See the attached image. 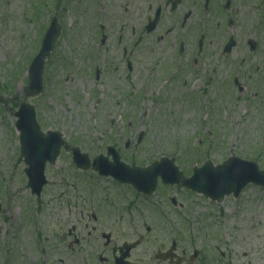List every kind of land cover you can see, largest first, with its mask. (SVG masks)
I'll list each match as a JSON object with an SVG mask.
<instances>
[{
    "label": "rangeland",
    "instance_id": "1",
    "mask_svg": "<svg viewBox=\"0 0 264 264\" xmlns=\"http://www.w3.org/2000/svg\"><path fill=\"white\" fill-rule=\"evenodd\" d=\"M55 5L62 33L44 63L43 91L24 99L27 69ZM110 9L117 10L113 0H0V264H71L79 248L94 259L102 250L100 231L110 232L114 245L138 239L134 264H167L154 255L172 239L180 264H264V188L250 184L237 198L213 202L161 185L145 197L92 169L78 170L70 150L92 159L112 146L122 161L141 167L174 157L182 175L231 156L264 169L263 9L238 7L255 22L260 42L254 51L229 54L179 53L169 36L158 41L156 34L132 48L140 20L134 15L108 26ZM23 101L34 106L43 132H60L69 145L46 165L39 200L24 165L16 164L14 114ZM91 212L100 224L88 223ZM80 237L88 240L76 245Z\"/></svg>",
    "mask_w": 264,
    "mask_h": 264
},
{
    "label": "water",
    "instance_id": "2",
    "mask_svg": "<svg viewBox=\"0 0 264 264\" xmlns=\"http://www.w3.org/2000/svg\"><path fill=\"white\" fill-rule=\"evenodd\" d=\"M57 35L58 27L55 20H52L42 47L30 64L28 84L24 88L26 97L36 96L41 92L44 59L52 50ZM15 115L18 118L15 126L20 132V154L17 162L23 160L27 165L25 173L28 176V186L31 193L39 197L42 186L46 183L45 163L46 161L53 163L57 157L63 144L61 134L52 131L43 134L36 122L33 106L27 103H22ZM108 151L113 156L112 162L102 155L93 160L92 167L100 175H111L121 183L132 184L136 190L144 194H150L155 190L158 176L164 184L179 182L180 173L173 166V160L162 158L146 168L129 167L120 161L114 150L109 148ZM72 153L73 161L78 168L89 167L90 162L86 154H80L78 148L72 149ZM181 183L193 191L217 200L230 193L237 197L248 183L264 186V171H260L253 162L232 157L216 167L206 162L201 168H195L193 175L188 179H182Z\"/></svg>",
    "mask_w": 264,
    "mask_h": 264
},
{
    "label": "flooded vegetation",
    "instance_id": "3",
    "mask_svg": "<svg viewBox=\"0 0 264 264\" xmlns=\"http://www.w3.org/2000/svg\"><path fill=\"white\" fill-rule=\"evenodd\" d=\"M104 1V0H101ZM117 3V10L110 9L107 19L110 25H115L121 20L128 18L134 19V15L141 24L139 33L131 44L136 48L142 40L150 35L156 34L158 41L169 36V45L174 48H251L252 51L258 47L257 28L255 22L248 17V12L238 10L241 4L249 6L252 13L256 7H261L264 11V0H113ZM120 8V12L118 9ZM259 9V8H258ZM198 10V13L196 11ZM168 12L167 21L164 15ZM115 12V13H114ZM143 15V23H142ZM153 29L149 31L147 27L154 22ZM247 27V29H244ZM127 22L122 26L121 32L127 33ZM194 30L193 35L190 33ZM130 30L134 32V28ZM243 37L241 41L239 38ZM105 40V39H104ZM119 38V43L121 42ZM214 43V44H213ZM123 45L122 48H126ZM237 85V80H234ZM96 218L94 219V221ZM88 223H94L89 220ZM98 224L100 222L97 221ZM85 227H88L85 224ZM95 230V226H91ZM89 230L87 234L89 235ZM102 235V236H101ZM98 238V237H97ZM99 238H104L100 234ZM88 237L75 239L76 245L80 241H86ZM112 237L109 243L103 246L105 257L97 255L94 259L88 253H81L82 248L75 255L71 264H116L114 258L121 255L120 244L111 245ZM90 249V248H89ZM88 249V250H89ZM132 251L128 255L125 264H134L132 260ZM125 262V261H124ZM173 262V261H172Z\"/></svg>",
    "mask_w": 264,
    "mask_h": 264
}]
</instances>
